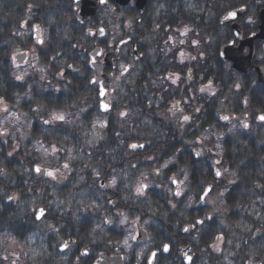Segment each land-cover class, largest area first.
Returning a JSON list of instances; mask_svg holds the SVG:
<instances>
[{
	"label": "trees",
	"instance_id": "1",
	"mask_svg": "<svg viewBox=\"0 0 264 264\" xmlns=\"http://www.w3.org/2000/svg\"><path fill=\"white\" fill-rule=\"evenodd\" d=\"M251 1L261 0H226L228 4L221 5V11ZM180 2L163 0L152 15L143 17L142 38L151 43L146 52L153 48L157 57L147 65L144 61L136 65L133 80L128 73L120 76L111 94L112 108L100 111L99 90L90 83L94 72L88 66V54L98 37L88 35L86 27L77 23L73 0H0V109L3 117L7 107L8 112L15 113L13 117L19 114L34 119L28 136H21L10 125L9 133L3 131L6 134L0 135V169L4 171L0 175V264L3 254L9 252L3 246L4 234L20 242L31 235L38 240V260L28 264H70L63 258L54 263L51 258L49 251L56 241L53 229H58L57 236L73 234L79 241L90 243L97 236V225L106 226V221L116 219L106 216L108 211L102 207L105 204L96 197L101 192L96 179L107 172L116 180V196L126 202L124 210L129 214L135 210L130 209L124 196L135 200L137 194L124 193V183L148 180L151 217L165 231L160 241L169 239V235L181 243L188 240L195 255L192 264H264V122L249 117L252 124L244 128L242 117L227 121L220 117L221 102L234 107L229 99L234 101L237 96L239 103L241 96L235 85L251 79L229 70L220 61L217 48L212 50V59L200 58L197 64L188 60L183 67L175 60L177 52L172 50L169 38L181 23L189 28L188 35L197 38L203 26L210 33L219 32L216 23L206 25L208 19L217 22L219 10L203 7L201 15H197L194 8ZM126 8L111 26L117 25L120 33L127 32L130 12ZM35 25L42 27L47 36L43 46L33 39ZM34 45L40 70L29 69L25 76L21 75L22 81L17 80L23 67L13 57ZM178 67L185 68L188 77L178 86L165 85L163 76ZM193 67L196 71H191ZM60 72L65 75L61 77ZM209 82L211 87L206 88ZM188 84H194L192 91ZM201 88L205 91L201 92ZM180 89L189 92L184 99H189L191 106H183L190 121H184L185 115L173 108L181 98ZM235 110L243 114L240 105ZM53 113H64L66 122L44 124ZM99 120L103 124H98ZM215 131L223 133L221 148L234 171L233 178L213 179L215 186L210 196L214 201H206L195 212L205 214V224L194 229L196 236L183 239L173 227H180L184 217L194 210L188 211L187 200L183 201L184 210L177 196L169 191L168 175L186 169L193 188L201 190L202 182L211 180V171L192 149L211 147L207 141L217 137ZM38 142L55 146L58 151H51L52 159L33 149ZM132 144H144L145 148L133 149ZM8 152H12L11 157ZM38 162L60 168L68 164L74 170L71 184L58 185L48 176L36 175L33 166ZM196 191L194 195L199 194ZM8 195L17 199L8 201ZM38 204L47 211L43 220H36L33 214ZM208 215L213 219L207 220ZM50 224L54 225L51 229Z\"/></svg>",
	"mask_w": 264,
	"mask_h": 264
},
{
	"label": "flooded vegetation",
	"instance_id": "2",
	"mask_svg": "<svg viewBox=\"0 0 264 264\" xmlns=\"http://www.w3.org/2000/svg\"><path fill=\"white\" fill-rule=\"evenodd\" d=\"M95 1L99 3L100 13L102 15L105 13V11L107 9H111L109 16H111L112 18L118 17V15L120 14L119 8L113 7L112 6L113 4L110 3L111 2L110 0H108L107 4H100L99 0H95ZM161 1H163V0H147L146 7H145V9H143L142 12L140 10L141 4L139 3L138 0H131L130 5L128 6V10L130 12V16L132 19L131 24H129V27H130L129 31H128L129 35L126 38V39H130V42H129L130 43V49H129V53H128V59L131 62V64L127 65L129 67L128 70L132 69V71H133V68L136 64H142V60L147 59V57H145V52L142 50L141 47H139L137 50V52H139V55L135 54L133 51V44L136 43V41H141L143 39L142 38L143 32L140 28L142 21H140L141 18H139V15H140V13H142L144 16H150L151 7L153 8L157 3L161 2ZM240 25H241L242 30H243V37H246L247 35L252 34V33H254V31L258 30L257 28H255V29L252 28L253 30H251L250 29L251 24H249V23H246L245 25H243L241 23ZM245 26H247V27H245ZM184 28L185 27L182 23L180 25H178L176 35L183 38L184 37ZM231 30H232V27L229 26V29L226 33L228 35L227 42L232 41V39L234 40L233 34L231 33ZM105 33H106V35H101L102 39L100 40V43L102 46L101 45L100 46L102 47L103 51H102V54L100 55L99 60L104 62L105 65H107L105 62V54L114 50V47H112L113 44L110 43V41H113V39H115V37L111 38V40L109 41V44H108L109 34L106 30H105ZM237 42L238 41L235 39L236 45H237ZM255 46H257L255 59H257L258 58V56H257L258 48L259 47L264 48V41H258L257 45H255ZM137 47H138V44H137ZM121 56H122V54L121 55L119 54L118 57L115 58V60H113L114 68H115L114 71L119 70V63L121 61ZM140 56H141V58L139 59ZM262 109H264V107H262ZM208 159L211 161V162H209V161L208 162L210 163L211 172H212L213 177H214V176H216V174H215L216 172L213 169L214 161H212L213 160L212 157H209ZM100 234H101V236H100L101 243H99L97 250L96 251L87 250L88 255L85 258L87 260L85 262L86 264L89 262H92V264H93L94 263V260H93L94 257H99V258L102 257L108 261V264H112L113 262H118V260L116 258H114V256L124 257V261L126 260L127 264H129L128 260H133V259H128V255H127L126 250L124 248H122L120 245L122 242H124L123 239L127 235L125 229L116 231L113 228H108L106 230V226H105V227H103V230L100 232ZM132 238H133L134 243H140L137 240L138 237H137V234L135 233V230L133 232ZM174 241L175 240L172 238L169 240L168 244L170 245V249H172L173 252L176 253ZM76 246H77V243H75L74 245H69L67 248L69 250H71V249L76 250ZM180 246H183L182 243L180 244ZM89 249H91V248H89ZM154 249L156 250L159 248L154 247ZM152 251H153V249H152ZM156 254L157 255H156V257H154V259H157V256L159 255L158 252H156ZM151 255H152V253L150 254V257H151ZM175 260H177V257H175ZM149 261H150V258L147 259V264H149ZM132 263H134V261H132Z\"/></svg>",
	"mask_w": 264,
	"mask_h": 264
},
{
	"label": "snow or ice",
	"instance_id": "3",
	"mask_svg": "<svg viewBox=\"0 0 264 264\" xmlns=\"http://www.w3.org/2000/svg\"><path fill=\"white\" fill-rule=\"evenodd\" d=\"M75 2L78 4L79 3V0H75ZM99 2H100V4H107L108 3V0H99ZM239 11L243 12V11H245V9L242 8ZM230 18L232 20H235L237 18V11L228 12L227 15H225V17H224V20H228ZM252 22L253 21L249 18L248 23L251 24ZM35 27L37 29V32H39V25H36ZM99 33H100V35H106L104 29H99ZM235 35L237 37H240L241 34L239 32H237ZM253 35H255V33H253ZM121 42L122 43H127V41H121ZM36 43L39 44V45H41V46H43L44 43H45V41L43 39H41L39 37V35H37ZM232 43L235 44V41L233 40ZM180 55H181V57H183L184 54L183 53H180ZM13 59H15V57H13ZM52 59L55 60V57H52ZM193 59H195V58L193 57ZM92 62L93 63L96 62L94 58H93V61ZM68 67L71 68L72 66L69 65ZM73 70L75 71V69H73ZM125 70L127 71V69H125ZM59 75L61 77H63L65 75V73L64 72H60ZM16 79L22 81L24 79V77L23 76H17ZM169 79L172 81L173 84H175L177 82V80L179 79V76H177L175 79H173L171 76H169ZM92 83L96 84V83H98V81L93 80ZM208 87L209 88L211 87V82H209V86ZM235 87L237 89H239L240 85L239 84H236ZM199 90L201 92H204L205 91L204 88H201ZM103 94L104 93L101 92V95H103ZM212 94L215 95L214 92ZM2 102H3V98L0 97V103H2ZM184 102L187 103V101H184ZM179 103H180V101H177V104H179ZM100 107L104 111H109L110 110V105H108L106 103H101L100 104ZM173 108H176V105H173ZM171 110L172 109H170V111ZM179 111H183V109H179ZM197 111H199V109H197ZM4 112H6V113L8 112V108L7 107L4 108ZM121 115L127 116L128 114L127 113H121ZM183 119H184V121H190L191 118L189 116L185 115L183 117ZM222 119L227 121V120L230 119V117L229 116H223ZM257 119H259L261 122H264V114L259 115L257 117ZM54 122L64 123V122H66V117L63 114L53 113L51 120H44L43 121L44 124H52ZM243 127L244 128H248L249 125L247 123H245L243 125ZM5 134L6 133L0 132V135H5ZM131 148H133V149H144L145 148V145L144 144H132L131 145ZM56 151H58V150L55 148V146H53V153H55ZM7 155L9 157H11L12 156V152H8ZM196 155L199 156L200 153H196ZM149 159H154V158L149 157ZM217 163H219V161H217ZM63 167L65 169H67L69 166H68V164H64ZM165 167H167V164H165ZM34 171L37 174L46 175L48 177H51L52 179H56L57 178L56 172L49 171L47 169H41L39 166L35 167ZM3 174H4V171L2 169H0V175H3ZM215 174H216V176H220L221 175V172L219 170H217ZM97 175H99V173H97ZM111 183H112V185H115L116 184V181L115 180H112ZM173 183H175V181H173ZM102 187H106V186L105 185H102ZM147 187H148V185L142 184L141 187H139V188L136 189V191H137L138 194H142V190L143 189H146ZM210 192H212V189L211 188H209L207 191L204 192L203 196H201V200H203L205 197H207ZM175 195L179 196V195H181V193L179 191H177L175 193ZM6 198H7L8 201H13V200L17 199V197H15L13 195H8ZM33 214H34V217H35L36 220H40V219H42V218H44L46 216V211H45L44 208H39L38 207V208L33 209ZM206 219L207 220H212L213 217L211 215H208V216H206ZM106 222L107 223H111V221H106ZM204 224H205V220H196L195 223L192 225V228L195 229L198 225H204ZM53 230L54 231H58V229H55V228ZM183 231L184 232H189V229L188 228H184ZM125 243H127V242H125ZM64 247L67 248V243H65ZM162 250H163V252H168L169 251V246L168 245H164ZM84 255H88V253L85 252ZM156 255L157 254L155 252L152 253V256L153 257H156ZM188 259L191 260L192 258L191 257H188Z\"/></svg>",
	"mask_w": 264,
	"mask_h": 264
},
{
	"label": "rangeland",
	"instance_id": "4",
	"mask_svg": "<svg viewBox=\"0 0 264 264\" xmlns=\"http://www.w3.org/2000/svg\"><path fill=\"white\" fill-rule=\"evenodd\" d=\"M202 46V45H200ZM32 59V55H30V61ZM23 72V71H22ZM114 82L111 84V86H114ZM223 108V113L220 114V117L226 116V108L228 107L227 102L222 101L221 105ZM254 110V108L247 107L246 111H240L241 113H251ZM260 111V108H258V112ZM3 116V114H2ZM27 117H21L23 120V128L24 131H28L29 125L27 124L26 119ZM20 121V119H19ZM254 123V122H253ZM252 124V123H251ZM97 131V130H96ZM215 134L217 137H214L210 140L207 141V143H210L211 149L212 150H219L223 151V148H221V142L220 139L223 135V133H219V131H215ZM212 135V134H211ZM195 149V148H194ZM201 151V149H199ZM205 151L200 152V154H204ZM68 171V170H67ZM180 171H177V175H173V177H177L179 175ZM64 175L69 176V172H62ZM232 172L227 175V177L232 176ZM180 176V175H179ZM179 180V179H178ZM183 185H180L183 187L182 193L185 195L187 193H192L195 191L193 186L189 183H186L185 179H183ZM180 184V181H179ZM206 185V182L204 186ZM181 188V187H180ZM187 196V195H186ZM218 207L221 209V205H218ZM123 223L125 224L124 229L127 233L126 238L123 239L124 242H122L120 245L122 248H124L127 252L128 259H133V260H128L129 263L134 262H139L140 260H143L144 258L147 257L148 253V245L141 244V243H134L133 242V232L136 227V219H129L125 218ZM4 243L9 247V255H4V264H19L21 262H29V260H34L35 257L38 255L39 251H37L38 247H35L34 244L30 243L29 241H26L25 243H17V241L9 240L6 236L3 237ZM127 242V243H125ZM34 247L36 249H34ZM44 252V251H43ZM54 256L52 255L51 258ZM53 262L56 263L57 259H53ZM25 263V264H26Z\"/></svg>",
	"mask_w": 264,
	"mask_h": 264
},
{
	"label": "water",
	"instance_id": "5",
	"mask_svg": "<svg viewBox=\"0 0 264 264\" xmlns=\"http://www.w3.org/2000/svg\"><path fill=\"white\" fill-rule=\"evenodd\" d=\"M139 3L141 4V7H143L145 4V0H140ZM86 5L88 6V8L86 9L85 13H90L91 11L93 12L94 9H93L92 3L91 4L87 3ZM90 9H91V11H90ZM236 11H237V13H241V11H239V10H236ZM261 18H262V25H261L262 32H261V34H264V10L261 13ZM234 28H236V27H234ZM261 34H259V35H261ZM253 39L254 38L251 37L248 40L249 47H250V53L248 56H246V58H243L241 56L242 55L241 53L243 52V49H244L242 47V45L236 50H234V48L231 46L232 44H229V45L225 46L224 48H222V51L224 50V53L228 56V58H232L233 61H235V67H237L238 69L246 71V68L250 65V62H251V59L253 56V43H252ZM261 73L264 74V68L261 70Z\"/></svg>",
	"mask_w": 264,
	"mask_h": 264
}]
</instances>
